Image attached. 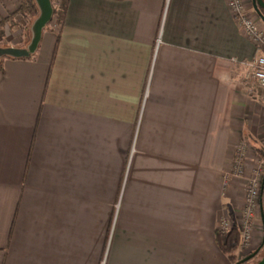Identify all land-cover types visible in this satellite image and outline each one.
<instances>
[{
    "label": "crops",
    "instance_id": "1",
    "mask_svg": "<svg viewBox=\"0 0 264 264\" xmlns=\"http://www.w3.org/2000/svg\"><path fill=\"white\" fill-rule=\"evenodd\" d=\"M227 4L68 0L0 55V264H236L216 235L246 179H224L240 141L246 167L264 153V91Z\"/></svg>",
    "mask_w": 264,
    "mask_h": 264
},
{
    "label": "built area",
    "instance_id": "2",
    "mask_svg": "<svg viewBox=\"0 0 264 264\" xmlns=\"http://www.w3.org/2000/svg\"><path fill=\"white\" fill-rule=\"evenodd\" d=\"M230 10L238 24L241 26L244 34L251 39L255 44L256 54L248 61H243L242 64L247 66L250 75L264 88V30L259 25L258 21L252 16L247 7L246 0H227ZM257 13V12H256ZM259 14L257 13V16ZM247 143L238 144L236 149V159L234 169L231 170L232 175L240 176L244 172V159L246 156ZM255 175L248 178V186L245 193V206L242 212L241 228L242 240L245 243L251 242L255 228V218L259 210V214L263 213V203L261 199V189L263 187L262 178L264 176V163L256 165ZM230 173V172H229ZM227 177V175H226ZM225 177V186L227 180ZM220 231L229 233L232 227H229L227 219L224 218Z\"/></svg>",
    "mask_w": 264,
    "mask_h": 264
},
{
    "label": "rangeland",
    "instance_id": "3",
    "mask_svg": "<svg viewBox=\"0 0 264 264\" xmlns=\"http://www.w3.org/2000/svg\"><path fill=\"white\" fill-rule=\"evenodd\" d=\"M61 2V0H57V3L59 5V3ZM246 3H247V7H248V10L249 12L251 13L252 12V16L256 19V21H258L259 25L263 28L264 30V22L262 21L261 17L260 16H257V13L253 7V2L252 0H246ZM40 10V9H39ZM40 14V13H39ZM39 16V15H38ZM38 16H33L31 15L30 13H27V15H21V16H18V18H11L10 20L6 21L5 24H4V38H2V41L0 42V45L2 46H7L9 45V43L14 39V41H18V43H21V44H24V46L28 47L29 44L31 43V37H33V24L35 22V20L38 18ZM54 16V15H53ZM53 19V18H52ZM55 20L57 21V16L55 18ZM28 23V24H27ZM247 68V66H245ZM246 79H251V81H253V83H255L256 86H259L261 87L264 91V88L256 81V79L253 78L252 75H250V72H249V69L247 68V74H246ZM243 144L246 142L245 141H240L239 145L240 144ZM238 147L235 148V151ZM247 152L245 153L246 156H245V159H244V172L243 174L240 175V177L244 179H246V184H245V189L243 191V203H242V206H241V209H240V213L237 215V219L236 221H233L229 215H225L224 218L227 219V222L229 223V227H232V229L234 227H237V229L239 230L240 234H241V240H240V245L237 249V252L235 254H237V261L239 259H242L243 257H245L247 255V252L249 251V249L252 248V244L251 242H248V243H245L243 242L242 240V232L239 228H241V218H242V212H243V209H244V206H245V193L247 190V184H248V178L252 177L255 175V169H256V165H258L259 163H264V153H261V159H259V162L256 163V165L248 168L246 167V160H247V153L251 151V148L249 145H247ZM235 159H236V152H234V155H233V159L231 161V170L234 169V164H235ZM227 177H226V180H227V185L225 187V190H226V193H228V191L230 190V187H231V176H232V172H227L226 173ZM262 178V184H263V179H264V176L261 177ZM261 199H262V202L263 203V212H264V189L262 188L261 190ZM257 218H260L261 214H259V210H258V213L256 214ZM223 218V219H224ZM223 219L220 220V223H219V228L221 227V223L223 221ZM261 223V222H260ZM255 228H254V232L253 233H256V230L259 229V224L256 222L255 220ZM264 225L263 223L260 224V228H262V230H264ZM220 231V230H219ZM222 234L225 235L224 232L220 231ZM227 234V233H226ZM253 237H254V234H253ZM253 240V238H252ZM262 252H264V249H262L258 255L251 259L250 261L244 263V264H255L262 256ZM250 253V252H249Z\"/></svg>",
    "mask_w": 264,
    "mask_h": 264
},
{
    "label": "water",
    "instance_id": "4",
    "mask_svg": "<svg viewBox=\"0 0 264 264\" xmlns=\"http://www.w3.org/2000/svg\"><path fill=\"white\" fill-rule=\"evenodd\" d=\"M39 6L40 14L38 18L35 20L33 24V37L31 43L28 47H14L8 46L3 47L0 46V55L2 56H12V57H29L31 54L35 53L39 47L43 30L45 27L51 22L54 15V7L51 0H35ZM253 7L255 11L259 14L262 21L264 22V0H252ZM264 189V179H263V187ZM263 217V225H264V212L261 215ZM264 228V227H263ZM264 249V238L261 247H259L256 251L249 253L242 259H240L236 264H244L251 259L255 258L258 253ZM261 258L255 264H264V252H262Z\"/></svg>",
    "mask_w": 264,
    "mask_h": 264
},
{
    "label": "trees",
    "instance_id": "5",
    "mask_svg": "<svg viewBox=\"0 0 264 264\" xmlns=\"http://www.w3.org/2000/svg\"><path fill=\"white\" fill-rule=\"evenodd\" d=\"M51 1L54 7L53 18L55 19L57 16V22L61 23L63 21V17L65 16V12L68 6V0H61L59 5L57 3V0H51ZM27 13H30L33 16L39 15L40 13L39 6L35 0H22L21 7L19 11H17V14L24 16L27 15ZM4 24L5 21L0 23V42L2 41V38H4ZM14 58H19V57H14ZM216 239L221 250L224 253H226L232 261L237 263L240 259L237 261V254L235 253L237 252L241 240V234L237 229V227H234L229 233L225 235L222 234L219 231V229H217Z\"/></svg>",
    "mask_w": 264,
    "mask_h": 264
},
{
    "label": "flooded vegetation",
    "instance_id": "6",
    "mask_svg": "<svg viewBox=\"0 0 264 264\" xmlns=\"http://www.w3.org/2000/svg\"><path fill=\"white\" fill-rule=\"evenodd\" d=\"M264 11V10H263Z\"/></svg>",
    "mask_w": 264,
    "mask_h": 264
}]
</instances>
